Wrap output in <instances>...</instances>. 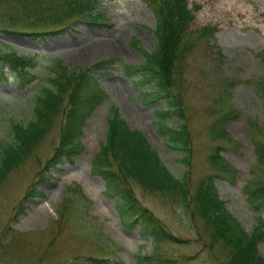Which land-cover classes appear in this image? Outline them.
I'll return each instance as SVG.
<instances>
[{"label": "rangeland", "instance_id": "obj_1", "mask_svg": "<svg viewBox=\"0 0 264 264\" xmlns=\"http://www.w3.org/2000/svg\"><path fill=\"white\" fill-rule=\"evenodd\" d=\"M187 6L193 14L191 29L216 26L211 36L198 42L184 64L187 125L193 135L190 178L195 184L202 176L212 174L215 190L224 200L225 208L249 231L258 217L264 224V204L252 206L244 188L249 179H264V165L256 161L251 142L252 137L264 139V105L257 90L264 68V0H188ZM96 8L106 17L99 24L77 21L61 33L40 36L22 32L35 22L33 16L29 20L26 15H18L19 11H10L15 21L8 26L2 22L6 11L0 9L3 49L9 47L35 57L34 65L27 68L35 78L26 75L20 81L12 73L0 78L1 142L10 140V119L21 123L30 119L34 92L45 80L49 61L54 58L69 67H89L104 92L102 100L80 122L76 139L81 148L77 153L50 164L42 178L37 173L39 169L44 173V161L57 143L60 123L56 118L33 151L0 183V243L17 238L0 255V264H57L67 262L74 254L102 257L107 264H152L142 257L150 253V236L141 233L137 225H125L119 219L114 206L117 196L102 192L103 181L90 172L89 161L104 138L106 105L111 103L129 126L143 133L175 176L185 168L178 159L180 151L167 148L157 131L153 108L163 107V102L142 98L141 86L134 82L137 73L129 74L123 67V64H138L142 60L141 50L154 47L155 16L143 0H97ZM48 10L46 7L41 12L47 15ZM132 37L141 49L131 44ZM221 99L226 102L222 108L230 105L235 112L222 126L225 137L219 138L212 136L208 125L213 119L210 111L220 105ZM166 122L178 123L175 117ZM217 145L227 166L225 172L216 170L209 161L208 156ZM30 183L41 192L32 191L24 197ZM64 185L76 187L70 195L74 194V206L79 205L84 212L80 217H69L66 213L58 227L55 207ZM131 189L135 207H145L168 235L180 239L174 242L170 237L157 242L164 264L170 259L171 264H219L213 258L221 252L219 245L213 251L207 250L201 243L202 235L197 234L191 218L178 205L137 184L132 183ZM255 250L264 259V235L256 242Z\"/></svg>", "mask_w": 264, "mask_h": 264}, {"label": "trees", "instance_id": "obj_2", "mask_svg": "<svg viewBox=\"0 0 264 264\" xmlns=\"http://www.w3.org/2000/svg\"><path fill=\"white\" fill-rule=\"evenodd\" d=\"M143 1L149 5L155 16L152 29L154 47L149 51L141 50L142 60L138 64H123V67L129 74L130 71L137 73L134 82L140 84L139 92L142 98L161 99L163 102V107L153 108L157 131L167 148L181 152L178 159L185 168L179 176H174L141 131L129 126L120 116L116 105L110 103L106 105L104 116V138L98 142L97 149L92 154L89 170L102 179V192L105 195L117 196L114 206L119 219L125 225H137L141 233L150 236V253L143 254L142 257L149 262L152 261V264L165 263V258L161 256L157 245L158 241L170 237L174 242L180 239L168 235L161 222L145 207H135L132 183L143 190L164 196L171 203L178 205L183 214L189 215L197 234L203 237L202 245L211 251L216 248L215 245H219L221 252L213 257L219 264H264V259L259 257L255 250L256 242L264 235L261 217H258V222L249 231L244 230L225 208L224 200L218 197L212 174L202 176L195 184L190 178L193 135L187 125L184 64L186 57L197 47L198 42L211 36L216 27L205 25L191 29L189 25L193 14L187 6L188 0ZM46 7L50 11L47 15L46 12H41ZM0 9L6 11V17L2 22L8 26L13 25L15 21L10 11H19L18 15H26L29 20L33 19L31 18L33 16L35 22L29 21L28 30L22 31L32 36L61 32L78 20L99 24L101 19L105 18L103 12L96 9V0H0ZM130 42L141 49L135 38L132 37ZM3 48V44L0 43V78L6 77L9 73L14 74L20 81L26 75L35 78V74L27 71L28 67L34 65V55L17 53L9 47ZM262 58L264 61V53ZM44 77L45 80L34 92L30 119L26 123L10 119L8 124L10 140L0 141V183L12 168L22 163L33 151L56 118L60 123L58 139L51 155L44 161V173H47L48 166L60 157L70 158L69 156L77 153L81 148L76 139V134L80 131V122L104 97V92L98 87L96 77L90 72L89 67H69L62 60L54 58L49 61ZM257 90L264 105V68ZM219 103L220 105L210 111L213 119L208 129L213 137L222 138L225 137L222 126L231 115L233 117L232 112L235 110L230 105L222 108L226 103L224 99ZM171 117H175L178 123L166 122ZM251 142L256 161L264 165V139L252 137ZM213 148L214 151L208 156L209 161L216 170L225 172L227 166L219 154L220 146ZM37 173L41 177L44 174L40 169ZM30 184L24 197L32 191H41ZM244 188L252 206L264 204V179H249ZM76 190L73 185H64L55 207L58 227L65 220L66 213L69 217H80L84 212L79 205L74 206L76 201L72 200L74 194L70 195V191ZM71 204L73 208H70ZM80 222L82 224V220ZM15 240L17 238L0 243V255L5 254V249ZM83 260L107 264L105 258L91 254H74L67 262L61 261L57 264H86ZM171 262L173 261L170 259L167 264Z\"/></svg>", "mask_w": 264, "mask_h": 264}]
</instances>
